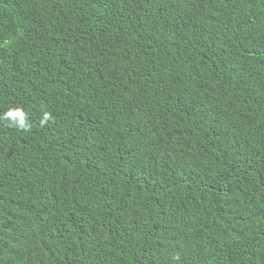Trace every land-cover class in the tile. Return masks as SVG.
<instances>
[{
  "label": "trees",
  "instance_id": "trees-1",
  "mask_svg": "<svg viewBox=\"0 0 264 264\" xmlns=\"http://www.w3.org/2000/svg\"><path fill=\"white\" fill-rule=\"evenodd\" d=\"M10 107L0 264H264V0H0Z\"/></svg>",
  "mask_w": 264,
  "mask_h": 264
},
{
  "label": "clouds",
  "instance_id": "clouds-1",
  "mask_svg": "<svg viewBox=\"0 0 264 264\" xmlns=\"http://www.w3.org/2000/svg\"><path fill=\"white\" fill-rule=\"evenodd\" d=\"M0 120L7 121L8 126L16 129L17 131L29 134L32 132V124L29 121L27 113L22 107L8 108L3 113V115L0 116ZM50 121L54 122V118L52 117V115L47 111L43 112L39 120L40 126L44 127Z\"/></svg>",
  "mask_w": 264,
  "mask_h": 264
}]
</instances>
